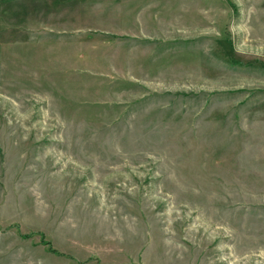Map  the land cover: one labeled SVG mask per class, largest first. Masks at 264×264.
Masks as SVG:
<instances>
[{"label":"rangeland","instance_id":"obj_1","mask_svg":"<svg viewBox=\"0 0 264 264\" xmlns=\"http://www.w3.org/2000/svg\"><path fill=\"white\" fill-rule=\"evenodd\" d=\"M0 264H264V0H0Z\"/></svg>","mask_w":264,"mask_h":264},{"label":"trees","instance_id":"obj_2","mask_svg":"<svg viewBox=\"0 0 264 264\" xmlns=\"http://www.w3.org/2000/svg\"><path fill=\"white\" fill-rule=\"evenodd\" d=\"M42 239H43V237H42ZM45 244H46V245H49V243H48V242H45Z\"/></svg>","mask_w":264,"mask_h":264}]
</instances>
